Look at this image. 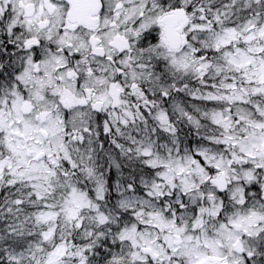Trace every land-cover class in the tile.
Here are the masks:
<instances>
[{
	"label": "snow or ice",
	"instance_id": "6c2138e0",
	"mask_svg": "<svg viewBox=\"0 0 264 264\" xmlns=\"http://www.w3.org/2000/svg\"><path fill=\"white\" fill-rule=\"evenodd\" d=\"M0 264H264V0H0Z\"/></svg>",
	"mask_w": 264,
	"mask_h": 264
}]
</instances>
